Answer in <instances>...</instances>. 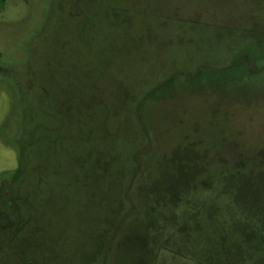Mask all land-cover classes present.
<instances>
[{
    "label": "rangeland",
    "instance_id": "rangeland-1",
    "mask_svg": "<svg viewBox=\"0 0 264 264\" xmlns=\"http://www.w3.org/2000/svg\"><path fill=\"white\" fill-rule=\"evenodd\" d=\"M74 1L0 0V174L36 167L30 200L70 262L109 264L116 250L137 264L122 216H135L137 185L152 188L154 157L187 150L186 135L232 164L264 150V0ZM57 58L80 75L74 111L48 85ZM142 264L190 263L161 249Z\"/></svg>",
    "mask_w": 264,
    "mask_h": 264
},
{
    "label": "trees",
    "instance_id": "trees-1",
    "mask_svg": "<svg viewBox=\"0 0 264 264\" xmlns=\"http://www.w3.org/2000/svg\"><path fill=\"white\" fill-rule=\"evenodd\" d=\"M63 62L58 58L53 62L48 85L57 86L73 103L68 111H74L80 75L66 71ZM57 69L62 72L56 74ZM186 136L187 150H167L162 160L154 157L152 188L144 182L137 185L135 216H122L132 233L134 245L129 250L136 263L154 262L157 250L163 249L174 260L190 264H264V150H239L238 161L232 164L226 150H197L202 137L197 135L192 147ZM144 152L136 150L129 161L136 164L135 153L141 157ZM24 163L0 174V185L6 187L0 188V264H89L81 252L73 254L79 263L69 261L63 230L47 210L39 212L30 200L38 190L26 183L36 167ZM143 164L140 172L133 166L138 182L149 177V166ZM164 227L167 234L162 233ZM120 253L106 252L113 259L108 263L123 264Z\"/></svg>",
    "mask_w": 264,
    "mask_h": 264
}]
</instances>
